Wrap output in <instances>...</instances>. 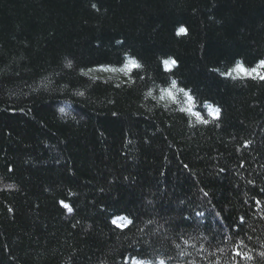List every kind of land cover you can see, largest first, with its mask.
<instances>
[{"label":"trees","instance_id":"obj_1","mask_svg":"<svg viewBox=\"0 0 264 264\" xmlns=\"http://www.w3.org/2000/svg\"><path fill=\"white\" fill-rule=\"evenodd\" d=\"M261 61L264 0H0V264H264Z\"/></svg>","mask_w":264,"mask_h":264},{"label":"snow or ice","instance_id":"obj_2","mask_svg":"<svg viewBox=\"0 0 264 264\" xmlns=\"http://www.w3.org/2000/svg\"><path fill=\"white\" fill-rule=\"evenodd\" d=\"M92 7L95 9V8H97V5L96 4H93ZM180 32H185V29L184 28H181L180 29ZM116 43L122 45V44H124V41L117 40ZM129 64H131L134 67H139V65H137L134 60H130L129 61ZM170 64L171 65H175L176 64V61L175 60H172L171 62L165 61L164 62V67L166 69H170ZM68 67H71V63L68 64ZM261 67H264V61H261ZM213 70H215V69H213ZM238 70L239 71H243L242 68L241 69H238ZM253 71H255V70H253ZM260 78H261V80H264V76H261ZM175 87H176V81L173 80L172 81V88H175ZM167 94L168 95H171L170 92L167 93ZM80 95H83V93H80ZM148 95H151V93L149 92ZM61 111H63V109H61ZM210 112H211V110H210ZM215 114H216V117H219L220 116V110L219 109H216V113ZM113 115H115V113H113ZM247 146L248 145H245V147H247ZM204 195L207 196L208 194L205 192ZM61 203L63 204V202H61ZM257 203H259V202H257ZM63 207L67 208L69 212L72 211V209L69 208L67 204H63ZM196 215L200 216V215H203V214L200 213V212H197ZM113 223L116 224V221H113ZM128 223H131V221H129ZM241 223H243V218H241ZM117 227H119V225H117ZM236 255L237 256H242L243 254L240 253V252H236ZM261 255L264 256V253H261ZM246 258L251 259V257H246ZM134 264H144V262H142V261H135ZM148 264H151V262H148ZM159 264H165L164 260H160Z\"/></svg>","mask_w":264,"mask_h":264}]
</instances>
